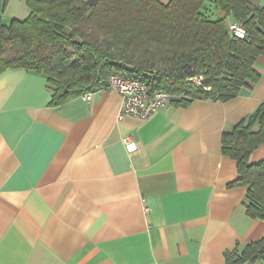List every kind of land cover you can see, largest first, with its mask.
<instances>
[{
	"label": "crops",
	"instance_id": "1",
	"mask_svg": "<svg viewBox=\"0 0 264 264\" xmlns=\"http://www.w3.org/2000/svg\"><path fill=\"white\" fill-rule=\"evenodd\" d=\"M254 70L229 102H168L146 120L121 115L114 91L50 107L45 76L0 74V264H225L262 239L220 151L264 103V57ZM248 161H264V145Z\"/></svg>",
	"mask_w": 264,
	"mask_h": 264
},
{
	"label": "trees",
	"instance_id": "2",
	"mask_svg": "<svg viewBox=\"0 0 264 264\" xmlns=\"http://www.w3.org/2000/svg\"><path fill=\"white\" fill-rule=\"evenodd\" d=\"M253 0H25L30 15L2 24L0 74L24 70L43 75L50 107L102 91L110 76L164 91L175 107L196 101L226 103L250 89L264 57V5ZM230 19L228 23L226 20ZM245 30L232 38L228 24ZM264 145V103L221 135V154L236 163L246 215L264 222V161L249 156ZM264 263V237L224 253L225 264Z\"/></svg>",
	"mask_w": 264,
	"mask_h": 264
},
{
	"label": "built area",
	"instance_id": "3",
	"mask_svg": "<svg viewBox=\"0 0 264 264\" xmlns=\"http://www.w3.org/2000/svg\"><path fill=\"white\" fill-rule=\"evenodd\" d=\"M227 28L232 38L239 40L245 39L246 33L242 25L236 22H230ZM104 91H114L120 94L122 99L121 115L131 116L141 120L150 118L158 110L165 107L170 99L164 91L149 94L145 84L117 76H110L108 78ZM91 96L92 94H86L81 99L89 103L91 102ZM122 144L127 152L132 153L135 151L131 137L123 138Z\"/></svg>",
	"mask_w": 264,
	"mask_h": 264
},
{
	"label": "rangeland",
	"instance_id": "4",
	"mask_svg": "<svg viewBox=\"0 0 264 264\" xmlns=\"http://www.w3.org/2000/svg\"><path fill=\"white\" fill-rule=\"evenodd\" d=\"M30 15L25 0H7L4 11L1 14L2 24L8 26L11 20L23 21ZM230 19L226 20L228 23Z\"/></svg>",
	"mask_w": 264,
	"mask_h": 264
}]
</instances>
